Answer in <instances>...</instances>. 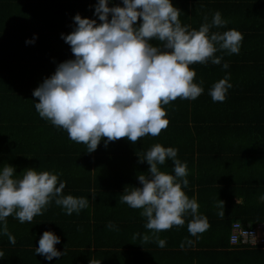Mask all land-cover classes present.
<instances>
[{"label":"clouds","instance_id":"clouds-1","mask_svg":"<svg viewBox=\"0 0 264 264\" xmlns=\"http://www.w3.org/2000/svg\"><path fill=\"white\" fill-rule=\"evenodd\" d=\"M180 13L172 0H123V6L113 7L109 0H98L95 14L101 23L76 14L75 29L62 34L74 59L60 63L33 91L39 116L65 130L72 141L86 145L89 153L102 139L105 145L122 138L135 144L147 135L159 136L169 125L164 106L177 99L195 100L204 91L203 81L194 82L196 72L190 65H219L222 57L217 51L239 54L243 40L235 29L211 31L228 23L219 11L210 22L205 17L198 29L182 25ZM138 20L142 22L136 26ZM153 40L159 44L154 45ZM222 67L229 65L225 62ZM231 87L227 75L215 82L209 90L213 102H224ZM177 153L174 147L156 143L139 156L140 162L149 165L147 174H138L141 186L125 187L119 201L142 209L145 227L154 234H145L142 240L154 239L160 248L166 246V239L155 234L184 226L186 215L191 216L187 227L192 236L199 238L210 226L199 214L197 200L183 190L189 183L188 169ZM168 159L173 161L174 175L160 168ZM15 173L9 164L0 170V232L13 245L16 239L6 221L10 215L21 223H31L53 199L68 215L88 207V199L64 194L66 183L59 180V173L35 168L25 169L21 177ZM218 207V216L223 217L224 202L219 200ZM107 227L114 225L109 222ZM58 243L60 238L46 230L35 252L48 260L60 257L63 252L56 249Z\"/></svg>","mask_w":264,"mask_h":264},{"label":"crops","instance_id":"crops-1","mask_svg":"<svg viewBox=\"0 0 264 264\" xmlns=\"http://www.w3.org/2000/svg\"><path fill=\"white\" fill-rule=\"evenodd\" d=\"M201 2L216 3L213 0ZM116 3L123 1L114 2ZM67 17L68 21L63 18L58 25H70L73 18ZM208 98H199L198 117L208 118L211 125H195L192 130V138L194 136L199 141L194 143L195 150H199V155L196 153L194 157L199 156L201 159L197 157L199 162H192L187 157L178 159L182 163L186 162L188 169L186 178L189 183L183 190L189 198L197 200L199 214L205 216L210 225L213 219L225 220L227 217L226 214L218 216L221 211L218 207L219 200L224 202V213L227 210L235 212L237 206L245 204L246 199L250 201L252 209L256 206L262 209V205L264 206V201L260 200L264 196V126L242 125L236 121L240 114L241 117L264 115V104L259 106L253 103L252 100L261 99L255 97L252 100L245 99L246 103L241 105L235 102L219 106L212 98L208 102ZM169 105H165L166 110ZM1 108L0 118L5 115L7 119L0 120V170L9 164L15 168L14 175L17 177H21L27 168L59 173V180L66 183L64 194L84 197L89 204L79 213L68 215L53 199L43 214L35 216L31 223H21L14 215L7 217L8 231L15 236L16 243H9L8 236L0 232V252H3L0 264H96L97 261H101V264H264V248L233 246L229 243V237L224 242L216 238V242H222L219 247H208L207 243L212 242L209 238L203 239V234L197 238L188 232L190 215L185 216L184 226H174L155 234L166 239L164 248H160L154 239L143 242V235L152 237L154 234L145 227L146 218L141 216L142 209H133L119 201L125 187L131 190L141 186L138 174H147L149 165L147 161L140 162L139 156H143L156 143L176 148L172 135L165 138L161 134L156 137L147 135L135 144L122 138L105 145V140L102 139L97 149L89 153L86 145L72 141L65 131L47 123L30 125L23 128L21 135H12V130L7 128L10 125L6 124L9 110L3 113ZM225 117L231 119V122L218 129L213 127L215 119ZM189 138V134L188 137L184 136L185 141L178 150L187 151L190 146ZM68 149L74 151L66 152ZM122 149L132 151L127 155L119 152ZM65 154H85L98 156L99 159L88 162L89 169H86L87 164ZM126 156L138 159H133L130 164L123 159ZM173 167L171 160L170 166L160 168L174 175ZM82 215L90 218V230L85 234H75L76 226L73 225ZM131 219L134 223H127ZM236 220L241 222L240 219ZM109 222L114 225L111 229L107 227ZM46 223L54 225L50 227ZM2 225L3 222H0V227ZM34 227H37L35 234ZM46 230L60 238V243L55 247L63 252L62 256L52 260L35 252L39 239ZM134 235L136 239H133ZM188 240L194 243L189 245ZM79 253L85 256H79Z\"/></svg>","mask_w":264,"mask_h":264},{"label":"trees","instance_id":"trees-1","mask_svg":"<svg viewBox=\"0 0 264 264\" xmlns=\"http://www.w3.org/2000/svg\"><path fill=\"white\" fill-rule=\"evenodd\" d=\"M117 1L123 0H109V7L123 6V3L114 4ZM213 1L217 4L209 2L202 4L201 0H172L173 5L181 10L182 25L198 29L205 17L210 22L213 14L219 11L228 23L222 28H212L211 31L223 32L235 29L243 36L239 54L229 55L227 52L217 51L216 55L222 57L221 64L209 62L190 65L196 72L194 82L199 84L203 81L204 91L201 94L203 96L200 97L211 98L209 90L213 84L227 75L232 87L227 90L224 102H218L219 106L235 102L241 105L243 102L246 103L245 99L252 100L255 97L261 99L252 100L253 103L262 106L264 104V0ZM97 3L98 0H0V104H3L0 108L3 113L9 110L6 124L10 125L7 128L12 130L10 131L12 135H21L23 128L30 125H42V123L52 125L50 121L42 119L36 111L35 103L38 102V98L33 96V91L45 78L54 74L60 63L74 59L71 47L65 42L62 34L67 35L75 29V15L79 14L82 18L94 19L98 24L101 23L98 15L95 14ZM67 16L73 18L70 25H58L63 18L64 21H68ZM109 19H111V14H109ZM140 22L142 21L138 20L136 26H139ZM151 43L159 44L156 40ZM225 62L229 65L227 69L222 67ZM199 98L195 100L177 99L171 102L167 107L169 125L160 133L163 138L172 135L176 149L185 141L184 136L188 137L189 134L190 146L186 149L187 151L179 149L177 158L187 157L192 162H197V157H199H194L196 153L199 155V150L194 148V143L199 141L194 136L192 138V130L195 125H211L208 118L198 117ZM209 98L208 102H211ZM6 105H8L7 108ZM239 116L236 121L242 125L264 126V115L254 114L253 117L252 115L241 117L240 114ZM2 119L7 118L4 115L0 118ZM230 120L227 117L220 120L215 119L213 127L218 129L221 125L230 123ZM191 126H193L192 129ZM68 151L72 153L74 149H68L66 152ZM131 151L130 149L119 150L127 155H130ZM65 155L87 164L86 167L84 166L86 169H89L88 162L99 159L98 156L85 154ZM129 157L126 156L123 159L130 164L133 159H138L133 156ZM166 162L168 164L165 163L160 167L170 166L171 159ZM231 203H234L233 200ZM230 211H226L225 220L213 219L209 229L202 233L203 239L209 238L212 241L210 244L207 243L208 247H219L222 242L226 241L231 224L237 221L236 219H240L249 227L264 221V206L262 205V209L259 206L252 209L247 199L244 205L237 206L235 212ZM130 221L127 223H134L133 219ZM45 225L53 227L54 224L46 223ZM73 226H76L75 234H85L91 227L90 218L82 215ZM36 229L37 227L33 228L34 234ZM216 238L222 242H216ZM198 245L203 244L198 243ZM79 256H85V254L79 253Z\"/></svg>","mask_w":264,"mask_h":264},{"label":"built area","instance_id":"built-area-1","mask_svg":"<svg viewBox=\"0 0 264 264\" xmlns=\"http://www.w3.org/2000/svg\"><path fill=\"white\" fill-rule=\"evenodd\" d=\"M229 243L233 246L264 248V222L249 227L240 221H234L231 225Z\"/></svg>","mask_w":264,"mask_h":264}]
</instances>
